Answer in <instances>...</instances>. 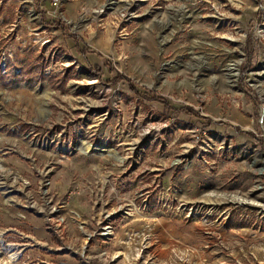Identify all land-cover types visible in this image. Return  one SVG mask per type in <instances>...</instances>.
Returning <instances> with one entry per match:
<instances>
[{"label":"rangeland","instance_id":"374dc122","mask_svg":"<svg viewBox=\"0 0 264 264\" xmlns=\"http://www.w3.org/2000/svg\"><path fill=\"white\" fill-rule=\"evenodd\" d=\"M0 264H264V0H0Z\"/></svg>","mask_w":264,"mask_h":264},{"label":"trees","instance_id":"16d2710c","mask_svg":"<svg viewBox=\"0 0 264 264\" xmlns=\"http://www.w3.org/2000/svg\"><path fill=\"white\" fill-rule=\"evenodd\" d=\"M53 26H55V27H59L61 30H64L63 29V27H64V22L63 21H60V20H53L52 21V23H51ZM125 79L127 82H128V86H129V88L131 89V90H134V88H133V86L130 84V81H129V79H127V78H125V77H123V75L122 74H120V73H117V72H115L114 73V75L110 78V79H108L107 80V82H114V81H116L117 79ZM41 79L42 80H45V81H47L50 85H55L54 84V81L52 80V78L51 77H49V76H42L41 77ZM32 81H35L36 80V78H34V79H31ZM31 80H27V81H31ZM63 83H62V80H60L59 81V83L57 84V86H61ZM135 91V90H134ZM137 91V90H136ZM149 99H152V98H154L155 100H158L159 102H162V100L159 98V97H155V96H153V95H149V97H148ZM163 103V102H162Z\"/></svg>","mask_w":264,"mask_h":264},{"label":"built area","instance_id":"2783aa9c","mask_svg":"<svg viewBox=\"0 0 264 264\" xmlns=\"http://www.w3.org/2000/svg\"><path fill=\"white\" fill-rule=\"evenodd\" d=\"M58 2H59V0H51V3L53 4V5H57L58 4ZM98 11H99V13L100 12H102V8H99V9H97ZM94 11H96V10H94ZM120 16H121V18H124V17H126V18H129L130 16H131V14L130 13H127V12H125L124 13V15L123 14H120ZM107 90V89H106ZM108 92H109V94L111 95V97L113 96L112 94V92L110 91V90H107ZM106 92V91H105ZM105 95H106V93H105ZM106 100V98L104 99V101ZM112 100H113V102H115V100H117V98H114V97H112ZM112 108H115L114 106H112ZM191 130V129H190ZM196 130V129H195ZM197 131V130H196ZM145 132H148V131H146V129L142 132V134H145ZM191 132V131H190ZM95 144H97V143H93L92 145H95ZM95 151V150H94Z\"/></svg>","mask_w":264,"mask_h":264},{"label":"crops","instance_id":"0c3cea01","mask_svg":"<svg viewBox=\"0 0 264 264\" xmlns=\"http://www.w3.org/2000/svg\"><path fill=\"white\" fill-rule=\"evenodd\" d=\"M65 11H63V14H64V18H65ZM24 50H27V49H24ZM30 52V51H29ZM30 54V56H31V52L29 53ZM29 55H28V57H27V55H26V52L24 53V55H23V57L21 58V63H18V60H16V58H15V60H16V62H15V60H13V58L11 59L13 62V64H15V63H18L19 65H20V67H24L23 65H26V66H29V65H27L26 63H29L30 65L32 64V62H33V59L30 57ZM20 60V59H19ZM7 63H8V60H7ZM25 66V67H26ZM30 67V66H29ZM19 71L21 72V70L19 69ZM3 72H5V70H3Z\"/></svg>","mask_w":264,"mask_h":264},{"label":"bare ground","instance_id":"6f19581e","mask_svg":"<svg viewBox=\"0 0 264 264\" xmlns=\"http://www.w3.org/2000/svg\"><path fill=\"white\" fill-rule=\"evenodd\" d=\"M85 147L88 149V148H92L93 150H103V147L104 146H100V145H95V146H90L89 144H85ZM106 150V148H105Z\"/></svg>","mask_w":264,"mask_h":264}]
</instances>
